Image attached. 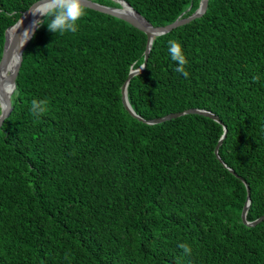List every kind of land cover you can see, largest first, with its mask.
<instances>
[{"label":"trees","instance_id":"1","mask_svg":"<svg viewBox=\"0 0 264 264\" xmlns=\"http://www.w3.org/2000/svg\"><path fill=\"white\" fill-rule=\"evenodd\" d=\"M119 7L115 0H94ZM154 26L201 0H127ZM32 0H0L6 31ZM78 30L38 28L0 127V264H264V0H209L205 14L156 36L84 6ZM179 40L189 76L167 48ZM33 98L46 111L32 115ZM219 148L226 167L216 156ZM187 244L190 253L179 246Z\"/></svg>","mask_w":264,"mask_h":264},{"label":"water","instance_id":"2","mask_svg":"<svg viewBox=\"0 0 264 264\" xmlns=\"http://www.w3.org/2000/svg\"><path fill=\"white\" fill-rule=\"evenodd\" d=\"M115 1L120 3L119 7L102 4V3L94 1V0H83V3H84V6H86V7H90L92 9H95V10H98V11H101L104 13H108V14H111V15L116 16L118 18L124 19V20L128 21L129 23L133 24L134 26L138 27L139 29L143 30L147 35L146 48L144 51V54H145L144 62L141 64L142 66L140 65L136 68H133L130 71L128 78L126 79V81L124 82V84L122 86V99H123V103H124V106L126 107V109L135 118H137V119H139L145 123H148V124H157V123H160V122H163V121H166V120H169V119H172V118L184 115V114H189V113L201 114V115L213 118L214 120H216L219 123H223L222 120L220 119V117L216 113H214L210 110L200 109V108H189V109H186V110H183L180 112L170 113V114H167V115L162 116V117H157V118H153V119H144L141 115H139L134 110V108L132 107V104L129 101V97H128L129 82L132 79V77H134L137 74H140L146 68L155 37L162 35V34H166L178 26L189 23L192 20L203 16L205 14V12L207 11L209 0H201L198 9L194 13H192L191 15L186 16V17H183L181 15L174 22L169 23L167 25H163V26H154L153 24H151L140 12H138L136 9H134V7L127 0H115ZM29 8L22 14L21 18L18 20V22L20 20L22 21L19 28L16 29L14 27L18 23L17 22L15 25H13L7 29L3 54H2V58L0 60V72H1V70L3 68L7 67L10 64L12 58L14 57V54L17 55L16 64H15L14 69L11 72L10 78H9V80H14L15 83H17V77H18V74H19V71H20V68L22 65L24 49L26 48L27 44L30 41V39H29L23 45V47L20 49L21 54H18L16 43L18 42V38H19L20 34L23 32V30L27 27V25L29 23V18L31 17V11ZM12 28L14 29V32L12 33L11 36H9L8 32ZM14 34L16 35V40H14V38H13ZM0 82H2V81L0 80ZM0 102L7 103L8 97L0 95ZM11 104H12V101H11ZM11 111H12V108L8 112H6L3 117H0V127L2 126L4 120L10 115ZM227 131H228V129H227L226 125H224V133L221 136V138H220V140H219V142L215 148L216 156L226 167H228V165L221 158V156L219 154V148H220L221 144L223 143L224 138L226 137ZM228 168L230 169V171L232 173H234L238 177H240L244 181V183L246 184V187H247V200L245 202V205H244V208L242 211V221L249 226L257 225L259 222L264 220V214L262 216H260L259 218L253 220V221H249L247 219V213H248L250 203H251V190H250L249 184L246 182V180L244 178H242L240 175H238L234 169H232L230 167H228Z\"/></svg>","mask_w":264,"mask_h":264},{"label":"clouds","instance_id":"3","mask_svg":"<svg viewBox=\"0 0 264 264\" xmlns=\"http://www.w3.org/2000/svg\"><path fill=\"white\" fill-rule=\"evenodd\" d=\"M34 19L31 25L23 30L18 38L17 53L21 54L20 49L32 37L35 36L38 28L46 25L49 31L57 34L76 32L78 30V21L84 16L86 9L83 0H32L29 8ZM20 20L14 27H20ZM14 40L16 35L14 34ZM167 52L170 59L175 63L174 71L181 74L184 78L189 76L186 65L189 60L186 57L185 49L182 43L177 39L167 41ZM142 66V65H141ZM7 76V73L0 74ZM18 94V88L14 80H5L0 82V95L8 97V102H0V117L12 108L11 99ZM30 111L34 116H40L46 111V102L43 99L33 98L30 101ZM185 253H190L191 248L187 244L179 245Z\"/></svg>","mask_w":264,"mask_h":264},{"label":"bare ground","instance_id":"4","mask_svg":"<svg viewBox=\"0 0 264 264\" xmlns=\"http://www.w3.org/2000/svg\"><path fill=\"white\" fill-rule=\"evenodd\" d=\"M36 18H37V17H34V16L31 14V17L29 18V23H28L27 27H29V26L31 25L32 21H33L34 19H36ZM27 27H26V28H27ZM13 32H14V29H13V28L10 29L9 32H8L9 36H11ZM16 61H17V55L14 54V57L12 58L10 64H9L7 67H5V68H3V69L1 70L0 74H3V73H7V74H8L6 77L3 76V75H0V80H1L2 82L5 81V80H9V78H10V74H11V72H12L13 69H14V66H15V64H16Z\"/></svg>","mask_w":264,"mask_h":264}]
</instances>
